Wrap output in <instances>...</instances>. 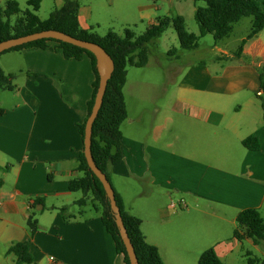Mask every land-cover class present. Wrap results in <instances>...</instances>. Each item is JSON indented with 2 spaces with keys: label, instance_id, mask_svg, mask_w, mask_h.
I'll return each mask as SVG.
<instances>
[{
  "label": "crops",
  "instance_id": "1",
  "mask_svg": "<svg viewBox=\"0 0 264 264\" xmlns=\"http://www.w3.org/2000/svg\"><path fill=\"white\" fill-rule=\"evenodd\" d=\"M55 1L57 7L63 4ZM108 1L103 8L111 10L114 0ZM140 1L122 0L119 14L133 7L137 16L127 21L114 10L117 19L146 20L147 27L156 23L161 6ZM188 2L195 11L196 1ZM93 19L92 5L80 1V27L98 33ZM248 33L239 35L234 51L215 45L222 55L211 63H188L176 80L170 112L156 122L157 107L148 131L136 134L121 123V158L110 167V180L125 209L141 218L146 240L157 246L165 264H183L192 246L213 247L225 264L244 243L256 250L264 246L233 234L241 209L264 208V27L251 38ZM0 68L13 76L14 85L0 88V264H14L8 248L25 240L37 264H126L100 212L84 217V209L65 203L73 195L70 178L81 176L79 124L95 80L90 57L65 58L50 41L43 48L2 53ZM126 85L128 78L123 91ZM249 135L257 138V150L242 144ZM126 186L142 188L135 201L124 193ZM173 200L183 210L171 206ZM62 206L71 219H64ZM29 216L36 219L32 233ZM211 219L221 226L205 228ZM193 233L199 244L189 243Z\"/></svg>",
  "mask_w": 264,
  "mask_h": 264
},
{
  "label": "trees",
  "instance_id": "2",
  "mask_svg": "<svg viewBox=\"0 0 264 264\" xmlns=\"http://www.w3.org/2000/svg\"><path fill=\"white\" fill-rule=\"evenodd\" d=\"M202 1L203 5L195 6V19L199 27L198 34L186 28L185 18L182 15L173 16L165 14L157 17L156 23L147 27L140 35H135L130 29H125L123 35L113 30H109L101 35L80 27L78 21L79 0H63V4L60 7H55L45 19L40 18L35 13L40 7L41 0H28V4L32 6L33 11L28 9L23 11L17 0H6L4 5H0V41L52 28L66 32L77 38L95 42L109 53L114 61V70L107 82L101 107L92 125L91 152L96 165L110 180V167L121 158L120 139L122 133L120 127L121 123L127 118V108L123 95V86L127 78V67L128 65L141 67L147 63V43L160 37L170 26L174 27L180 41V46L184 50L195 49L199 36L207 33H210L215 40L228 37L233 29V24L245 16L252 17L251 28L246 38L253 37L264 27V4L262 0ZM13 16L15 17L13 18ZM245 40L241 41L235 55L241 53ZM50 41L57 43L65 58L79 59L83 54H87L91 59L95 72V80L93 82L91 98L87 104L86 117L79 124V132L83 140L85 122L91 112L99 83L94 54L79 46L51 38L31 41L7 49L2 53L31 47L43 48ZM176 51L177 49L172 48L168 53L175 54ZM12 78L11 74L4 73L0 68L1 89H12L14 87ZM242 144L248 149L257 150L259 148L257 138L253 135L244 138ZM77 160V170L82 175L70 178L68 189L73 192L81 191L83 195L76 199L74 204L78 205L80 209L91 200L94 209L100 212L101 221L106 231L111 235L116 251L122 254L126 264H130L103 185L88 167L83 149L79 153ZM1 183L2 181L0 180V185ZM115 197L139 264H165L157 246L146 240L141 230V218L125 209L122 199L116 190ZM67 209V206L60 208L63 215ZM64 219L69 220L71 217L65 214ZM235 221L236 228L233 233L235 238L239 240L245 237L250 238L256 245H261L264 242V217L261 216L257 208L246 207L241 209L236 215ZM27 224L31 233L36 231V219L33 216H29ZM8 252L15 255L16 261L14 264H19L20 262L37 264L34 262L29 250L28 240L11 244ZM248 259L249 264H255V258L250 257ZM197 264L225 263L217 255L213 247H208L200 253Z\"/></svg>",
  "mask_w": 264,
  "mask_h": 264
},
{
  "label": "rangeland",
  "instance_id": "3",
  "mask_svg": "<svg viewBox=\"0 0 264 264\" xmlns=\"http://www.w3.org/2000/svg\"><path fill=\"white\" fill-rule=\"evenodd\" d=\"M20 8L25 10L33 11L31 5L28 4V0H17ZM88 2L92 5L93 17L99 26L94 23V29L101 35L105 34L109 30H113L120 35L124 34L125 29L132 30L135 35L142 34L147 28L146 20H138L134 23L123 24L121 19H117L115 15L116 9H121L122 0H114V3L111 5L112 9L106 10L103 6L107 3L108 0H79ZM140 2H146L147 0H141ZM151 3H157L161 6V9L156 12V15H177L176 11L180 4L183 6L178 9L183 12L185 18L186 28L198 34L199 27L195 19V11L191 10L190 3L188 0H150ZM3 2L0 5H4ZM109 3V1H108ZM196 5H203L202 0H196ZM110 7V4H108ZM57 7L55 0H41L40 7L35 13L42 19H45L49 16L51 11ZM182 9V10H181ZM129 13L126 14L124 11L123 14H119L120 18H125L127 21H133L135 16H137V11L135 8L130 7ZM136 13V15H134ZM15 16H13L14 18ZM252 24V17L245 16L242 17L239 21L233 24V30L230 33L229 37L222 39L221 41L215 40L214 37L207 33L205 35L199 36L197 40V47L192 50H184L180 46V41L176 34V31L173 26L167 28L163 34L147 43L148 47V60L144 66L137 67L133 65H128L127 67V78L128 85L124 89L125 102L127 105V118L124 120L122 126H128L134 133L138 134L139 130L148 131L152 123L154 122V113L157 107L160 108L158 111V118L156 122H159L160 119L167 115L170 112V104L176 95V90L174 88L176 80L182 75V71L186 68L188 63L198 62L199 60H204L208 63H211L212 60L216 59L217 56L222 55V52L217 51L215 45L226 47L229 51H234L238 45V37L241 34H245L250 31ZM172 48L177 49L175 54L168 53ZM126 78V79H127ZM260 101H263L259 98ZM130 118H134V123L126 125L127 121ZM138 126V123H140ZM125 124V125H124ZM143 124V125H142ZM78 175H82L79 171ZM114 183V180H112ZM115 185V184H114ZM135 187V186H134ZM142 188H132V186H126L124 193L131 201H135L137 198L138 191H141ZM126 191V192H125ZM142 192V191H141ZM72 199L68 203L69 207L72 210L79 208L78 205L73 203V200L80 198L83 194L81 191H74L72 193ZM138 202V201H136ZM48 203V202H47ZM177 211H181V207L177 201L173 200L170 202ZM175 205H174V204ZM184 203V202H182ZM191 206H189L190 208ZM85 210L84 217L87 215L97 214L98 211L94 209L91 204V200L88 201L87 205L83 206ZM135 212L138 211V206L135 204ZM261 216L264 217V208L260 211ZM78 215V212H76ZM81 217L80 215H78ZM210 226H205V228H211L213 226H221V223L217 220L211 219ZM190 244H199L198 235L196 233L192 234ZM261 250H256L254 246L244 243L243 248L234 251V258L231 264H249L248 258H255V264H262L264 262V246H260ZM204 248L201 247H190L188 252L184 255L185 260L183 264H197L198 253ZM206 249V248H205ZM247 251H250L247 253ZM176 253H181L180 250H176ZM197 253V254H195Z\"/></svg>",
  "mask_w": 264,
  "mask_h": 264
},
{
  "label": "water",
  "instance_id": "4",
  "mask_svg": "<svg viewBox=\"0 0 264 264\" xmlns=\"http://www.w3.org/2000/svg\"><path fill=\"white\" fill-rule=\"evenodd\" d=\"M43 38H51L59 41L67 42L86 50L92 52L96 59V70L98 73L99 83L97 87V91L94 98V103L91 109L90 114L88 115L85 127H84V138H83V152L86 158L88 167L91 171L97 176L100 182L103 185L105 195L108 198L110 209L114 217V221L118 227L119 234L121 239L125 245L126 252L129 258L130 264H139L137 255L135 253V249L133 244L129 238L127 230L125 228L120 208L117 204L115 197V190L111 181L108 179L107 175L96 165L92 152H91V136H92V125L98 114V111L101 107L103 96L106 90L107 82L111 77V74L114 70V61L109 53L99 44L84 40L81 38H77L72 36L66 32L57 30V29H44L35 31L32 33H28L25 35H20L16 37H10L0 41V53L3 51L10 49L15 46H19L31 41L43 39Z\"/></svg>",
  "mask_w": 264,
  "mask_h": 264
},
{
  "label": "built area",
  "instance_id": "5",
  "mask_svg": "<svg viewBox=\"0 0 264 264\" xmlns=\"http://www.w3.org/2000/svg\"><path fill=\"white\" fill-rule=\"evenodd\" d=\"M174 204V203H173ZM175 205V204H174Z\"/></svg>",
  "mask_w": 264,
  "mask_h": 264
}]
</instances>
